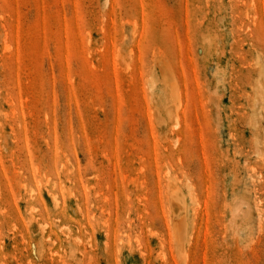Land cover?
<instances>
[{"label": "rangeland", "instance_id": "obj_1", "mask_svg": "<svg viewBox=\"0 0 264 264\" xmlns=\"http://www.w3.org/2000/svg\"><path fill=\"white\" fill-rule=\"evenodd\" d=\"M0 264H264V0H0Z\"/></svg>", "mask_w": 264, "mask_h": 264}, {"label": "bare ground", "instance_id": "obj_2", "mask_svg": "<svg viewBox=\"0 0 264 264\" xmlns=\"http://www.w3.org/2000/svg\"><path fill=\"white\" fill-rule=\"evenodd\" d=\"M172 203V202H171ZM174 204V203H173ZM176 204V203H175ZM181 218V217H180ZM179 224V223H178ZM184 224V223H183ZM175 226V225H174ZM184 226H185V224H184ZM183 232V231H182ZM182 235H183V233H182ZM182 235H180V233H179V237L180 236H182ZM183 239V238H182ZM183 248V247H182ZM181 253V252H180Z\"/></svg>", "mask_w": 264, "mask_h": 264}]
</instances>
